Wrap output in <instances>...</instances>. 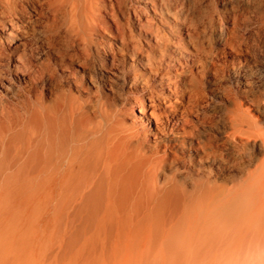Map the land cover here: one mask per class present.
<instances>
[{
  "label": "bare ground",
  "instance_id": "bare-ground-1",
  "mask_svg": "<svg viewBox=\"0 0 264 264\" xmlns=\"http://www.w3.org/2000/svg\"><path fill=\"white\" fill-rule=\"evenodd\" d=\"M130 2L139 36L114 38L128 63L91 73L95 38L112 33L105 0H0V207L12 234L29 232L16 228L22 208L33 232L76 250L73 264L141 251L123 264H264L259 45L227 23L200 65L165 1ZM27 7L42 17L36 46L32 22L19 23Z\"/></svg>",
  "mask_w": 264,
  "mask_h": 264
},
{
  "label": "rangeland",
  "instance_id": "rangeland-1",
  "mask_svg": "<svg viewBox=\"0 0 264 264\" xmlns=\"http://www.w3.org/2000/svg\"><path fill=\"white\" fill-rule=\"evenodd\" d=\"M122 1H124V4L122 3ZM125 1L126 0H105L107 9L105 10L104 16L106 18L108 27L111 28L112 33L106 32L107 34L111 35L109 37L106 34L105 36L107 37L95 38L96 41L99 39L98 45L100 49L98 48L97 51L95 50L94 47H92V49L90 50L91 59H92L91 73L98 70V68L101 67L103 59L106 60L108 58L110 59L113 57L115 58L116 61L120 62L121 65H124V63L127 64L129 61L128 57L125 54H123L124 52L122 53L123 46L121 42L118 39H116L117 41L114 40V38L118 37L122 33V30L125 31L127 35L128 33L130 34V31H132L133 34L137 37L139 36L140 33V31L137 28L138 26L137 16H135L136 14L133 13L134 6H137L138 4L132 3L130 2V0H127L126 2ZM163 1L166 2L168 9L171 11V13L176 15L174 16L176 17L178 22L175 23L173 22V23L177 26L181 34L180 37L182 43L186 46L187 50L190 53L192 54L193 52L194 54L200 53L198 54V58H197L199 61H201L199 62L201 63L200 65L205 64L207 62V59L209 60L210 57H212V55L216 53L217 50L216 43L221 38L220 33L222 31L220 32V30H222L227 23L228 24L231 23V25H233L231 28L234 27L235 29L236 28L239 29V31L238 29H236V31L235 29H233L232 30L233 34L234 32L239 36L243 34L244 37L245 36L247 37L245 38L249 41V43H251L252 45L258 44L259 45L258 54L261 59H264V34H263L264 31H263V18H262L264 16L263 13L264 0H167V1L163 0ZM25 11L24 14L27 16H24V19L19 21V23L21 22L22 24L29 23V25L31 24L36 25V26L34 25L33 27L32 25L30 26L31 27L30 29L32 28L33 29L30 31L31 34H29L27 37V40L33 42L31 43V45L36 46L40 42L39 39L40 34L39 35L37 34L42 29V25H41L42 17L40 16L38 17V15H36L34 11L29 7H27ZM235 11L236 12L239 11L237 12L238 14ZM240 13L241 15H239ZM114 15L116 16L115 18ZM146 16L147 17H145V20L146 18L148 19L151 18L152 13H148V15ZM2 26L3 25L1 22L0 23L1 36L3 34ZM119 30L121 31V33ZM255 39H257V41ZM196 49H198L199 51ZM99 51H101V53ZM186 66L189 68L186 69ZM186 66L178 67V68L180 70L185 69L186 71H189L193 67L191 63H188ZM128 68H129L128 66L125 67V71L128 70ZM189 79L187 81V87H188V83L190 82ZM14 211L19 214H22L21 216L22 221H20L17 224L16 228L17 227L19 228L21 227L22 229L27 228L29 232L27 236L12 234V233H16L17 229H14L15 225H13L11 222L12 220L9 219L10 213H7L6 215L7 210L5 209V207H0V231H2V233L0 232V241L2 240L0 243V247L4 253L6 252L4 255L6 254L9 255V253L11 252L10 253L11 257H9L10 262L8 264H73V256L75 255L76 250L74 251V253L65 251L66 245L65 246L63 245L66 240L63 241L61 236L55 234L56 232L54 231L49 232L50 230L47 232H33L36 229V227L39 225V221H37L35 224L33 223L31 224L28 221L27 215H25L26 213L22 208L20 209L16 208L15 210L13 209L12 214L14 213ZM4 218H8V219L5 220ZM28 223H30L31 226ZM3 235H5V237L6 235L8 236L5 238L3 237ZM11 236L13 237L11 238ZM19 236H21L20 239L18 238ZM28 236L31 237L28 238ZM25 237H27L28 239L27 238L24 239ZM7 238L10 241L9 244L7 243L9 242ZM2 242H5L7 245L4 246V243ZM60 246L63 247H61L60 249ZM3 249H5V251ZM2 251H0V255L3 254L1 253ZM141 252L124 253V254H120V257L109 256V254H106V258L109 259V262L107 261L108 259L107 260L105 259V253L103 254L101 253L100 255L98 254L96 256H93V258H95V260H97L98 262L100 261L98 264H106V263L110 264L112 260L114 263L112 262L111 264H123L127 256L131 259L135 258L134 262H136V259H139V257L143 255V253ZM173 256L176 257V255ZM189 257H190L189 255H182L180 258L181 263H183V261ZM237 257H238L237 255H233L234 260ZM91 258L89 257L90 260H92ZM207 258L210 259V257ZM198 264H201L200 260Z\"/></svg>",
  "mask_w": 264,
  "mask_h": 264
}]
</instances>
